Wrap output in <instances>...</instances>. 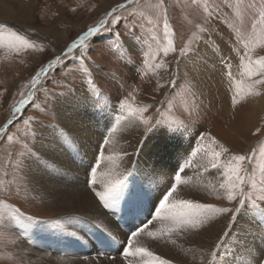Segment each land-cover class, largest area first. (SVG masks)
<instances>
[{"label": "rangeland", "instance_id": "374dc122", "mask_svg": "<svg viewBox=\"0 0 264 264\" xmlns=\"http://www.w3.org/2000/svg\"><path fill=\"white\" fill-rule=\"evenodd\" d=\"M20 1L24 10L18 7V0H5L6 5L14 8L15 14L4 19L0 17V23L25 35L35 46L21 48L18 52L0 46L6 51L4 55L0 53V264H33L15 249L27 241L22 229L15 225L19 219L38 223L55 217V209L47 207L49 205L43 197L35 194L31 183L34 166L31 167L29 162L34 159L37 166L44 167L45 156L37 147L36 129L48 123L59 127L58 101L65 97L66 101L77 98L74 94L104 97L107 102L100 107L102 114L107 113L113 104L120 115L125 110L119 108V102L125 97L134 108L153 105L146 108L143 116L149 119L156 116L165 124L183 121L186 127L173 124L174 136L181 132L185 145L191 144V149L202 144L208 150L221 151L219 146L222 144L232 154L250 155L251 160L241 162L248 177L244 193L247 204L229 202L221 193L208 199L212 205L231 209L225 213L230 224H236L239 214L245 209L252 214L260 213L259 209L264 208V103L255 98L248 106L247 101L237 99L229 85H213V88L210 85L207 89L203 80L199 83L195 81L199 78L188 75V71L193 73L186 60L193 55L200 57L208 47L210 58L224 56L223 61L232 66L224 67L220 63L228 73L236 63L241 65V56L245 57L246 63V52L257 60L264 56V45L258 44L253 48L249 44L245 48L252 34L253 21L258 20L260 11L264 9V0H163L162 3L161 0ZM121 4L123 8L117 7ZM113 8H116L114 16L122 18L118 25L111 23L113 17L106 18ZM165 14L171 29L168 36L164 29ZM105 18V27L110 31L101 29L100 38L89 37L82 47L64 54L82 32ZM3 31L7 40V29ZM196 37L202 39L197 42ZM168 39L174 40L176 51L164 56L157 50L164 47ZM182 48L188 54L181 56ZM9 54L13 55L12 58ZM82 55L85 59H81ZM153 55L155 59H152ZM56 57H59L56 63L47 67L33 86L32 77ZM146 59L151 67L146 66ZM157 64L161 67L157 68ZM193 76L198 77L197 74ZM173 80L176 83H171ZM27 92L32 93L31 98L20 106L19 112H13V107ZM233 96L238 101L235 105ZM242 113L250 116L247 125ZM112 114L114 116V112ZM114 117L116 121L118 118ZM114 117L111 118L112 123ZM138 127L144 132L145 125L139 124ZM108 128L106 132L103 130L104 138L111 134V127ZM141 137L146 138L145 132ZM213 137L217 141L215 145L212 144ZM150 140L158 141L159 137L155 134ZM175 148L180 153V148ZM29 150L35 155L29 156ZM227 155L222 153L225 158ZM69 166H74L72 160ZM54 167H49L50 173L56 172L57 166ZM66 167L55 177L67 181L71 174ZM133 167L132 178L125 181L124 187L141 190L143 179L135 181L133 174L139 170ZM161 187L152 188L147 197L154 200L157 194L166 190ZM100 206L107 209L102 204ZM141 207L138 203V208ZM236 207L241 210L233 222L232 213ZM152 209H144L142 215L150 216ZM153 213L155 219V210ZM148 220L151 219L142 223ZM156 222L161 224V221ZM222 236L225 237L224 234ZM223 241L220 240L219 244ZM104 244L111 246V250L114 247L110 241ZM256 251L259 253L260 249ZM122 252L123 248L116 246L115 253L119 257ZM117 261L119 263V259Z\"/></svg>", "mask_w": 264, "mask_h": 264}, {"label": "bare ground", "instance_id": "6f19581e", "mask_svg": "<svg viewBox=\"0 0 264 264\" xmlns=\"http://www.w3.org/2000/svg\"><path fill=\"white\" fill-rule=\"evenodd\" d=\"M4 2L5 0H0L2 19L15 14L14 8ZM22 5L18 0V7L21 10ZM0 49H2L1 55H4L5 49L2 47ZM203 52L200 53V57L193 55L186 60L191 72L198 75V77L193 76L188 71L189 76L199 78L195 80L199 83L203 80L206 88L210 85L211 88L213 85H229L236 93L237 99L247 101L248 106L255 98L264 103V86L254 89V92L259 91L260 95L249 94L248 85L251 80L241 75L243 72L241 65L236 63L228 73H225L220 63L222 62L224 67H228L229 63L223 61L224 56L216 57L217 59L210 58L208 47H205ZM9 55L12 58L13 55ZM73 96L77 98L58 101L56 107L59 127L50 126L48 123L39 125L36 129L35 140L38 149L44 153L45 168L42 165L37 166L34 159L29 162L31 167L34 166L31 171V183L35 188V194L43 197L49 205L47 207L55 209V217L53 220L38 223L19 219L15 225L17 229H22L27 241L20 243L15 249L19 250L21 257H27L33 264H139V256L125 258L122 252L119 257L115 253V248L126 245L131 232L135 231L137 226L146 223L142 222L148 218L155 221L149 225V231H155L161 226L156 222L160 220L154 219L153 211L156 212L159 200L171 186L169 180L174 177L175 171L179 167L185 169L182 173L183 183L178 185L173 198L204 204H211L208 198L212 196L216 198L217 194L221 193L219 184L223 179L222 171L211 168L207 147L201 144L191 149V144L185 145L181 132L177 137L170 133L156 134L159 140H147L144 151L138 154L136 149L144 132L127 111H122L118 115L116 106L112 104L110 110L102 114L100 107L105 106L107 102L104 97L87 94ZM112 112L118 118L116 121ZM247 114H244L246 125L250 117ZM109 126L112 131L106 136L108 143L102 149L101 145L105 140L103 130L106 132ZM64 135L71 137L70 144L64 142ZM174 145L180 148V153ZM101 151L103 158L99 160L96 174L97 191H104L105 185L110 180L123 177L130 180L133 165L139 170L133 174L135 181L143 179L141 190L123 187L118 196L110 201L111 206L105 210L100 206L101 204L99 205L98 198L87 183L90 179L89 168L93 166L92 164L97 165ZM70 160L74 163L71 168ZM54 166H57L56 172L50 173L49 167L55 168ZM64 166H67L66 171L71 174L67 181L55 177L64 170ZM161 186L166 190L160 195L157 194L151 201L147 194L152 188L157 189ZM137 202L140 203L141 208H138ZM151 207L153 209L150 216L142 215L144 209L150 210ZM140 209L141 213L138 214ZM209 215L211 216L209 223L200 229L181 230L157 239L143 233L135 237L133 242L135 247L147 248L154 255L158 253L159 257L171 261V264H262L264 262V216L260 213L252 214L245 209L239 214L236 224H230L229 217L225 213ZM142 219L144 220L141 221ZM220 234H224L225 238L220 243V247H217L221 240ZM102 241L113 242V249L111 250V246L107 247ZM256 249H260V252L257 253ZM101 253L103 255H100ZM104 254L107 256L105 257Z\"/></svg>", "mask_w": 264, "mask_h": 264}, {"label": "snow or ice", "instance_id": "6c2138e0", "mask_svg": "<svg viewBox=\"0 0 264 264\" xmlns=\"http://www.w3.org/2000/svg\"><path fill=\"white\" fill-rule=\"evenodd\" d=\"M131 2V0H129ZM163 0H161V3ZM117 7L123 8L124 5H118ZM116 8H113L111 11L107 13L109 17H113L111 23L113 25H118L121 21V17L114 16ZM106 21H100L95 27H88L86 31L82 32L76 40L69 45L65 50V55L68 52H72L73 49L77 47H82L84 42L89 38H100L99 33L101 29H105L106 31H110L106 27ZM199 27V26H197ZM4 29H7V40L5 39ZM164 29L165 35H171L170 25L167 21L165 14L164 21ZM201 31H206L205 29H201ZM119 36V33L116 34ZM197 42H199L202 38L196 37ZM249 44L254 48L258 44L264 45V9H262L259 13L258 20H254L252 24V34L250 35L248 43L245 44V48L249 47ZM0 46L8 47L13 51H19L21 48L28 49L34 48V44L23 34L13 30L11 27H8L6 24L0 23ZM176 51L174 40L168 39L167 43L164 47L157 50V52H163L164 56H167L169 52ZM181 56H184L188 53L185 52V49H180ZM245 56H247V61L245 63V57L241 56V66L243 67L242 76H247L251 83L248 85L249 94L260 95L259 91H255L258 86H264V56H260L258 60H254L253 57L246 52ZM59 57L49 62V65L42 66L39 71L34 75L31 79V83L33 86L39 80L40 74L47 71V67H50L56 63ZM81 59H85L82 55ZM152 59H155V55L152 56ZM145 64L148 67L147 59L145 60ZM157 68L161 67L160 64L156 65ZM171 83H176L173 80ZM243 83V81H241ZM238 94V93H237ZM131 95V94H129ZM32 96L31 92H27L23 94V98L18 102L17 105L13 107V112H19L20 106L27 103L28 99ZM67 99V97H65ZM132 100L135 101V97H132ZM232 103L235 105L238 103L236 96L232 97ZM147 107H153V105H143L140 107H133V104L129 102V99L125 97L121 99L119 102V108L127 111L128 115L133 117L137 121V125L143 124L145 125V139H142L139 142V146L136 149V152L142 153L146 147V141L151 139L152 135L155 134H164L175 135V128L173 124L178 126H185L183 121H176L172 123L165 124L164 121L158 119L156 116H153L151 119L143 116V112ZM159 110L157 109V112ZM123 118V117H121ZM11 123V121H9ZM167 127V132L165 128ZM186 127V126H185ZM259 131V129H257ZM202 136L205 134H201ZM11 139V138H10ZM212 139V144L215 145L217 141L215 138ZM64 142L70 144L72 142L71 137L64 135ZM108 143L107 138L104 140V144L101 145L103 149L104 145ZM221 151H216L214 148L209 149L210 159L209 164L213 169H222V182L219 184V190L223 197L227 199L229 202L236 201L238 205H246L247 200L244 198V193L246 190L248 177L246 175V170L242 167V163L245 160H251L252 157L250 155H240V154H232L229 152V149L225 148L224 145L219 146ZM223 154H228L227 157H223ZM29 156L35 155L28 151ZM128 155V153H125ZM103 158V151H101L100 156L97 158V165L90 166L89 175L90 179L87 181L89 188H91L92 192L98 198L100 203L108 208L111 206L110 201H113L118 194L121 192L123 187L125 186L126 177L110 180L104 188V191H97V171L99 160ZM38 159V157H37ZM185 171L184 167H179L175 171L174 177L170 178L169 183L170 187L167 188V191L164 192L163 197L159 200V207L156 209V219L161 221V226L157 228L155 231H149V225L153 223L152 220H148L147 223H144L142 226H137L135 231L131 232V235L128 237V245H121L123 248V255L125 258L128 256H139V264H171V261L162 259L159 256H155L152 252H150L147 248H138L135 247L134 238L140 234L147 233L149 237L154 239L161 238L165 235L170 236L174 232H178L181 230L188 229H200L204 225L209 223L211 213H226L231 211L229 207H217L212 204H204L193 200L187 199H174L173 196L177 190L178 185L183 183L182 181V173ZM174 181V182H173ZM264 199V198H262ZM255 206V205H254ZM240 207H236V210L232 213V221L234 222L238 213L240 212ZM259 212L262 216H264V208H260ZM201 217H206L202 219ZM31 219V218H30ZM71 235H75V233H71ZM225 237L222 236L221 240ZM174 242V241H173ZM103 243V241H102ZM217 247H220V244H217ZM100 255H103L101 253ZM264 264V262H262Z\"/></svg>", "mask_w": 264, "mask_h": 264}]
</instances>
